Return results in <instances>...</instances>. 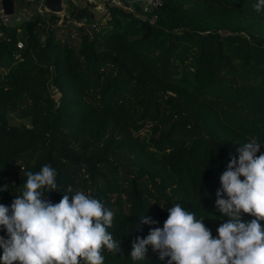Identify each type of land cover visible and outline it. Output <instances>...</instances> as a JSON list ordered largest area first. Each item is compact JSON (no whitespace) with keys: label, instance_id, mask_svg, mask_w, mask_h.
I'll return each mask as SVG.
<instances>
[{"label":"trees","instance_id":"16d2710c","mask_svg":"<svg viewBox=\"0 0 264 264\" xmlns=\"http://www.w3.org/2000/svg\"><path fill=\"white\" fill-rule=\"evenodd\" d=\"M14 1L15 15L0 13V204L10 208L25 173L47 164L58 186L45 192L50 202L81 190L114 212L108 231L121 252L105 249L104 264H167L151 247L144 261L130 253L177 203L217 238L226 218L216 193L231 155L252 139L264 153L255 0H162L145 19L110 5L99 17L88 5L60 17L32 9L44 0Z\"/></svg>","mask_w":264,"mask_h":264},{"label":"clouds","instance_id":"9594fccd","mask_svg":"<svg viewBox=\"0 0 264 264\" xmlns=\"http://www.w3.org/2000/svg\"><path fill=\"white\" fill-rule=\"evenodd\" d=\"M252 9L260 14L264 0H255ZM237 155H231L220 176L215 206L226 221L217 228V238L203 217L198 219L177 203L167 210L162 229L152 227L146 238L137 237L130 258L144 261L151 247L167 264H264L261 143L252 139L238 148ZM25 174L22 195L15 196L10 208L0 204V231L8 237L0 236V264H104L105 249L112 254L121 252V242L108 231L114 227L113 211L81 190L71 197L63 194L59 203L50 202L45 192H57L58 187L50 165ZM72 191L68 186L67 192ZM245 214L254 219L244 220ZM140 220L158 224L146 215Z\"/></svg>","mask_w":264,"mask_h":264},{"label":"built area","instance_id":"2783aa9c","mask_svg":"<svg viewBox=\"0 0 264 264\" xmlns=\"http://www.w3.org/2000/svg\"><path fill=\"white\" fill-rule=\"evenodd\" d=\"M64 1L65 0H62L61 4H63ZM84 1L86 2L88 6H96L97 8L103 9L104 11H106L107 6L109 5L115 6V5H120L122 3V0H84ZM127 1H128L127 2L128 6L129 7L132 6L133 9L135 7L131 3H139L145 12H154V10H156L162 3V0H127ZM37 11L39 13H45V12L49 13L48 9H46L44 6V2L42 3V5L38 6ZM61 11L63 12V9ZM1 14L4 15L2 11H1ZM153 18H155V15H153ZM77 24H80V23H77ZM21 45H22L21 42H17L18 47H21Z\"/></svg>","mask_w":264,"mask_h":264},{"label":"water","instance_id":"95a60500","mask_svg":"<svg viewBox=\"0 0 264 264\" xmlns=\"http://www.w3.org/2000/svg\"><path fill=\"white\" fill-rule=\"evenodd\" d=\"M44 6L48 11L55 13L62 10V0H44ZM1 11L6 16H13L16 14V6L14 0H0ZM51 78L47 82V88L51 91L54 82V68H51ZM51 95V94H50ZM52 96V95H51ZM53 97V96H52Z\"/></svg>","mask_w":264,"mask_h":264},{"label":"rangeland","instance_id":"374dc122","mask_svg":"<svg viewBox=\"0 0 264 264\" xmlns=\"http://www.w3.org/2000/svg\"><path fill=\"white\" fill-rule=\"evenodd\" d=\"M64 4H65V8H64L63 12H59V13L55 12V14H59L60 17L63 16L62 15L63 13H65V14L68 13L70 11L71 7H72V2L69 1V0H65ZM131 4L134 5V7H135L134 9L132 8V6L129 7L127 2H123L120 5H115V7L123 8V11H125V12H134L135 15L137 16V18L145 19V17L142 15V11H144L142 6L139 3H131ZM37 8H38V6L33 7L32 9L37 11ZM0 13H1V7H0ZM107 13H108V10L106 9V11L104 13H98V14L95 15V17H99V16H101L103 14H107ZM49 92L54 98L59 95L58 91L55 89L53 84H52V87H51V91L49 90Z\"/></svg>","mask_w":264,"mask_h":264},{"label":"crops","instance_id":"0c3cea01","mask_svg":"<svg viewBox=\"0 0 264 264\" xmlns=\"http://www.w3.org/2000/svg\"><path fill=\"white\" fill-rule=\"evenodd\" d=\"M69 1H71L72 2V7L73 6H75V5H87L86 4V2L84 1V0H69ZM127 1V0H126ZM128 2V1H127ZM40 5H42V4H40ZM63 6V10H64V8H65V4H64V2H63V4H62ZM39 6V5H38ZM89 7V9H90V11H91V18H93V16H95L96 14H98V13H104L105 11L103 10V9H101V8H97L96 6H88ZM26 12H30V11H27V10H25Z\"/></svg>","mask_w":264,"mask_h":264},{"label":"bare ground","instance_id":"6f19581e","mask_svg":"<svg viewBox=\"0 0 264 264\" xmlns=\"http://www.w3.org/2000/svg\"><path fill=\"white\" fill-rule=\"evenodd\" d=\"M59 12H62V11H58V12H56V13H59Z\"/></svg>","mask_w":264,"mask_h":264}]
</instances>
